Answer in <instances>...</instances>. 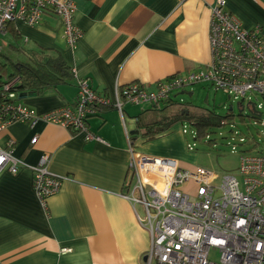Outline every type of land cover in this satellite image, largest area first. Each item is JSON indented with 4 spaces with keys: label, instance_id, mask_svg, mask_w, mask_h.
I'll return each instance as SVG.
<instances>
[{
    "label": "crops",
    "instance_id": "1",
    "mask_svg": "<svg viewBox=\"0 0 264 264\" xmlns=\"http://www.w3.org/2000/svg\"><path fill=\"white\" fill-rule=\"evenodd\" d=\"M72 1L75 23L82 31L74 49L66 44L61 22L51 12L36 26L10 22L0 35L2 52L11 58L16 59L17 47L60 54L73 73L67 84L18 99L38 113L73 102L77 78L108 94L132 82L153 91L167 77L209 63L215 0ZM225 3L244 28L258 25L264 32V0ZM176 95L173 101L180 102ZM125 106L137 110L129 114ZM122 109L123 115L107 108L88 119L89 131L101 141L85 140L81 132L41 121L0 128V148L12 141L13 155L28 166L46 156L48 171L64 179L44 209L33 191L29 168L16 174L0 172V264H145L149 235L123 197L129 159L125 130L137 151L194 166L181 159L184 136L173 131L175 126L146 140L135 126L137 115L148 108L124 104ZM61 248L70 251L62 254Z\"/></svg>",
    "mask_w": 264,
    "mask_h": 264
},
{
    "label": "built area",
    "instance_id": "2",
    "mask_svg": "<svg viewBox=\"0 0 264 264\" xmlns=\"http://www.w3.org/2000/svg\"><path fill=\"white\" fill-rule=\"evenodd\" d=\"M46 12L58 17L62 36L74 49L82 31L75 23L72 0H0V35L10 22L36 26ZM208 40L210 60L205 67L167 77L153 91L132 82L116 86L108 94L93 89L86 79L77 78L73 102L38 113L15 100L8 85L1 84L0 128L13 122L33 125L41 121L81 132L85 140L101 141L89 131L87 121L99 115L102 107L113 108L120 115L124 104L159 109L193 85L225 90L228 98H241V102L249 94L264 100L262 28H244L226 8L225 0H215ZM2 47L0 40V52ZM251 106L256 112L261 107L246 104L248 110ZM180 125L182 136L197 138L193 125L189 124L195 130L184 123ZM125 132L129 159L123 197L131 203L139 225L149 235L145 264H264V151L243 150L238 177L231 173L218 176L204 168H186L174 158L141 153ZM36 140L34 137L31 144ZM239 143L245 142L240 138ZM12 145L9 141L5 149L0 148V172L16 174L29 168L33 191L45 209L47 199L58 193L64 179L48 171L46 156L28 166L13 155ZM185 147L190 149L187 143ZM69 251L60 249L62 254ZM210 251L217 253L216 261L210 259Z\"/></svg>",
    "mask_w": 264,
    "mask_h": 264
},
{
    "label": "rangeland",
    "instance_id": "3",
    "mask_svg": "<svg viewBox=\"0 0 264 264\" xmlns=\"http://www.w3.org/2000/svg\"><path fill=\"white\" fill-rule=\"evenodd\" d=\"M191 90L189 96L187 92ZM186 93L176 95V99H181L184 103L194 106L204 107L213 110L215 114L225 115L229 109L232 117L225 121V125L208 133L207 137L192 138L187 134L183 138V145L179 150L182 160L188 161L193 168H204L221 176L225 173L235 174L239 165V155L243 150L264 151V100L255 94H249L241 102V98L234 100L228 98L225 90H215L207 85H193L191 89H186ZM247 103L261 105L257 112L258 117H251L246 107ZM124 110L131 114L137 108L125 106ZM127 116L130 115H125ZM186 128L191 127L184 122ZM129 126V125H127ZM173 131L180 130L181 125L175 124ZM195 130L194 127H191ZM176 135V134H173ZM242 138L245 143H239ZM188 144L190 149H186L184 144ZM140 210V207L137 206ZM210 259L217 260V253L210 251Z\"/></svg>",
    "mask_w": 264,
    "mask_h": 264
},
{
    "label": "trees",
    "instance_id": "4",
    "mask_svg": "<svg viewBox=\"0 0 264 264\" xmlns=\"http://www.w3.org/2000/svg\"><path fill=\"white\" fill-rule=\"evenodd\" d=\"M16 52V59L0 52V85L7 84L8 91L15 94L17 101L19 96L52 91L73 78L71 69L60 54L34 52L21 47H17ZM107 108L102 107L100 111ZM230 111L220 116L204 107L172 101L159 109L141 112L136 117L135 127L141 138L153 140L175 124L187 122L196 128L197 138L207 137L209 132L221 128L232 117Z\"/></svg>",
    "mask_w": 264,
    "mask_h": 264
},
{
    "label": "water",
    "instance_id": "5",
    "mask_svg": "<svg viewBox=\"0 0 264 264\" xmlns=\"http://www.w3.org/2000/svg\"><path fill=\"white\" fill-rule=\"evenodd\" d=\"M24 96H19L18 99H22ZM231 110V109H229ZM249 114L251 117H258L260 114L257 113L255 110H254V107L251 106V108L249 109Z\"/></svg>",
    "mask_w": 264,
    "mask_h": 264
}]
</instances>
